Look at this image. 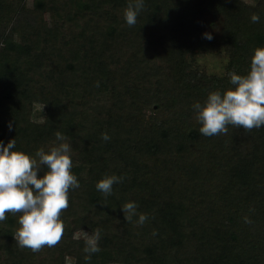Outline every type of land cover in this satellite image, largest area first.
<instances>
[{
    "label": "trees",
    "instance_id": "1",
    "mask_svg": "<svg viewBox=\"0 0 264 264\" xmlns=\"http://www.w3.org/2000/svg\"><path fill=\"white\" fill-rule=\"evenodd\" d=\"M27 2L0 0V140L35 155L61 132L80 186L55 246L21 248L19 213L6 214L0 264H264V127L203 136L192 107L247 74L264 47V0H145L133 26L129 0ZM210 53L228 56L220 74L198 64ZM112 174L123 180L105 197L96 183ZM128 201L139 206L131 221ZM79 220L100 234L90 260Z\"/></svg>",
    "mask_w": 264,
    "mask_h": 264
},
{
    "label": "clouds",
    "instance_id": "2",
    "mask_svg": "<svg viewBox=\"0 0 264 264\" xmlns=\"http://www.w3.org/2000/svg\"><path fill=\"white\" fill-rule=\"evenodd\" d=\"M144 4L145 0H129L123 13L128 26L137 23ZM250 19L253 23L259 22V13H253ZM203 37L214 38L211 32L203 33ZM229 78L231 87L211 91L203 103L192 105L203 136L227 133L229 125L246 130L264 127V47L254 49L247 74L233 71ZM8 127L11 131L12 122ZM55 137L53 146L48 150L40 148L35 155L14 150L15 138L7 144L0 140V222L7 219L8 213H19L20 227L15 232V240L21 248H30L34 252L44 246H55L61 240L64 231L61 213L69 206L70 189L80 186L72 171V144L59 131ZM110 138L107 132L102 134L104 141ZM44 168L47 171H43ZM42 171L43 175H40ZM122 180L119 175H105L96 183V189L107 197L113 193L114 184ZM138 207L135 201L121 206L127 221L137 215ZM147 219L146 214L140 213L137 223L143 224ZM244 220L251 223L247 216ZM99 240L98 230L91 234L86 232V260L101 251Z\"/></svg>",
    "mask_w": 264,
    "mask_h": 264
},
{
    "label": "rangeland",
    "instance_id": "3",
    "mask_svg": "<svg viewBox=\"0 0 264 264\" xmlns=\"http://www.w3.org/2000/svg\"><path fill=\"white\" fill-rule=\"evenodd\" d=\"M246 2L250 4H256L258 0H245ZM28 6L31 7L33 5V0H28L27 2ZM43 20L44 24H46L47 27L51 24L50 16L48 12H44L43 14ZM228 61L227 55H217L216 53H210V54H204L198 57V64L202 68H206L208 71L220 74L224 71L226 62ZM111 84H109L107 81L101 82V84H98V89L102 93L110 94L111 92ZM44 107L42 105H37L35 108V116L36 119H39L42 121V113H43ZM90 221H76L73 224V227L75 229V237L76 238H85L86 239V232L91 234L92 231L89 229ZM86 231V232H85ZM74 259L71 257H67V264H73Z\"/></svg>",
    "mask_w": 264,
    "mask_h": 264
}]
</instances>
